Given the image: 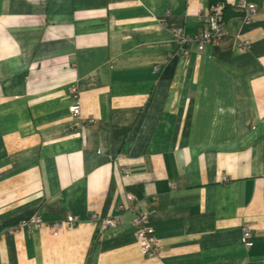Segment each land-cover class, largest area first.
I'll use <instances>...</instances> for the list:
<instances>
[{"label":"crops","instance_id":"0c3cea01","mask_svg":"<svg viewBox=\"0 0 264 264\" xmlns=\"http://www.w3.org/2000/svg\"><path fill=\"white\" fill-rule=\"evenodd\" d=\"M215 1L223 42L181 45ZM36 215L78 223L6 234ZM0 264H264V0H0Z\"/></svg>","mask_w":264,"mask_h":264},{"label":"built area","instance_id":"2783aa9c","mask_svg":"<svg viewBox=\"0 0 264 264\" xmlns=\"http://www.w3.org/2000/svg\"><path fill=\"white\" fill-rule=\"evenodd\" d=\"M236 8L242 13V18L246 24L250 23L252 17L256 14L258 7L254 4H246L244 2H237L235 5ZM225 10V5L220 1L212 2L209 6L208 14L204 17L205 29L204 31L196 37H188L184 36L179 32H175V37L178 42L183 46H189L190 43H195L197 49L202 51L207 45H219L223 42L224 33L222 31V27L220 24L221 17ZM233 48L248 52L251 48V43L249 41H242L238 37H236L232 42ZM188 52H184L186 56ZM71 100L69 106L66 108V115L71 120L79 118L80 107L77 91L72 88L70 90ZM119 172L124 173L125 167L121 166ZM170 188L174 189L175 185L170 182ZM125 201L128 206H132L135 198L133 196H126ZM123 210L122 205L117 208V211L121 212ZM129 210V208H128ZM87 221L90 224L98 222V230H105L113 228L117 223V216L113 215L108 218H98L95 215H91ZM148 215L147 214H139L133 217L132 226L134 230V238L136 241V245L138 251L142 257L145 258H153L159 254L160 244L159 241L154 237L153 231L147 226ZM78 223V219L75 216H67L65 220L61 222L45 224L42 222L41 218L36 215L28 220L20 223L17 227L12 228L6 231L7 235H11L15 233L19 228H26L27 230H39L44 225L49 234L55 233L61 229H65L69 231L73 228L74 225ZM251 236L249 228L245 227L242 229L241 237L243 241H246ZM247 247L249 245H246Z\"/></svg>","mask_w":264,"mask_h":264}]
</instances>
